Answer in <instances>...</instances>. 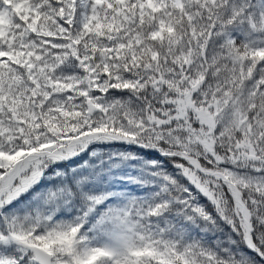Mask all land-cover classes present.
Listing matches in <instances>:
<instances>
[{
	"label": "snow or ice",
	"instance_id": "obj_1",
	"mask_svg": "<svg viewBox=\"0 0 264 264\" xmlns=\"http://www.w3.org/2000/svg\"><path fill=\"white\" fill-rule=\"evenodd\" d=\"M0 264H264V0H0Z\"/></svg>",
	"mask_w": 264,
	"mask_h": 264
}]
</instances>
